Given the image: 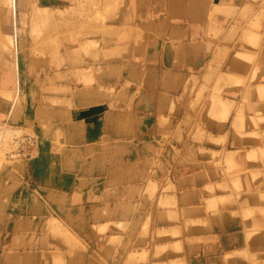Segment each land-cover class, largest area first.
<instances>
[{
	"label": "crops",
	"instance_id": "crops-1",
	"mask_svg": "<svg viewBox=\"0 0 264 264\" xmlns=\"http://www.w3.org/2000/svg\"><path fill=\"white\" fill-rule=\"evenodd\" d=\"M163 1L166 5L198 2L199 15L210 14L213 7L218 14L210 21L207 18H184L174 23L167 21L165 26H156L155 21L147 22L153 26H144V22L119 26L123 31L139 32L136 34L140 37L134 46L130 40L120 44L130 49L128 54L122 52L124 58L118 60L94 61L86 58L78 45H63L59 50L61 64L58 72L47 68L28 72L22 68L19 55L11 57L0 51V92H17L25 96L26 103L19 109L21 113L17 117L29 122H49L65 134L72 132V138L67 142L75 153L72 158L76 163L72 169L50 170L47 181L43 171L27 170L26 184L31 192L43 188L65 196L69 208L90 211L106 205L103 198L92 194L91 187L77 192L76 177L82 175L81 162L87 158L85 149L97 146L99 142L131 138L128 133L116 129L118 126L128 128L123 119H131L136 140L155 138L161 111L163 117L170 119L173 131L178 126L182 132L179 144L173 143L180 153L175 160L171 157L168 160L172 188L161 196L162 200L173 205H156L151 211V228L165 231L168 237L157 243L154 240L152 247L145 245L135 251L149 250L151 255L157 247H169V250L162 257L152 258L150 263L151 256H147L146 262L133 264H169L176 260L191 264H222L225 255L242 251L247 246L264 251V231L249 235L255 224L264 227V215L255 212L247 219L241 217L242 211L264 210V41L260 49L243 45L239 31L229 32L234 31V26H227L230 18L225 19L224 15L242 9L256 10L264 0L257 3L253 0ZM188 8L185 7V14H191V8ZM15 30L14 23L13 26H0V34L8 32L14 38ZM247 31L258 35L257 30ZM214 33L216 37L209 39ZM119 37L116 36L115 40H120ZM207 43L215 48L207 52ZM190 49L194 51L190 53ZM236 51L255 57L254 64L244 61V69L233 68L231 60ZM254 67L258 74L253 81L245 82L242 87L232 85L245 79L247 74L249 77ZM98 68L101 69L99 77L95 76ZM69 73L72 76L66 82H55L54 88H69L73 95L62 97L46 92L49 75ZM86 73L91 80L88 84L82 81ZM224 73L231 75V79L223 81ZM170 78L180 81L165 88L164 80ZM199 90L201 94L196 102ZM116 96L123 99L134 96L131 109H127L123 102L116 103ZM212 97L225 103L226 115L222 110L207 108ZM49 99L67 101L70 107H47L45 103ZM2 111L3 106H0V118L10 123L12 107H8L6 115ZM46 112L52 115L49 121L36 116ZM65 113L67 117L60 118L59 115ZM167 142H171L170 139ZM183 158L186 162L180 166L178 161ZM32 174L34 180H30ZM53 174L57 175L55 181L51 179ZM62 174L75 177L71 185L63 187V177L59 176ZM233 181L237 183L236 187L232 185ZM156 182L159 188L167 186L164 179ZM175 211L178 215L173 219L171 215ZM157 213L167 216L160 220ZM86 220L90 222L87 217ZM186 224L187 227H183ZM177 228H180V235L171 237ZM87 233L91 240H84L88 251L83 264L95 259L97 249V235L89 230ZM117 234L124 236L123 233L110 236ZM177 242H181L183 252L175 254L170 248ZM228 264L239 262L229 259Z\"/></svg>",
	"mask_w": 264,
	"mask_h": 264
},
{
	"label": "rangeland",
	"instance_id": "rangeland-1",
	"mask_svg": "<svg viewBox=\"0 0 264 264\" xmlns=\"http://www.w3.org/2000/svg\"><path fill=\"white\" fill-rule=\"evenodd\" d=\"M259 1L253 0L255 3ZM263 4L261 2L256 10L224 13L225 19L230 18L227 26H234V31L229 32L239 31V40L252 49H260L264 41ZM197 6L198 2L166 5L163 0H0V26H13V23L16 26L15 38L9 36L8 32L0 34V51L11 57L19 55L22 68L32 73L45 68L58 72L61 64L59 50L63 45H78L85 57L94 61L118 60L124 58L121 57L122 52L128 54L127 50L130 49L120 44L130 40L134 46L140 37L137 35L139 32L123 31L119 26H131L135 22L153 26L147 24L153 21L157 22L156 26H165L167 21L174 23L184 18H207L210 21L218 14L213 7L210 14L199 15ZM185 7L191 8V14H185ZM247 29L257 30L258 35ZM116 36H120V40H115ZM215 37L214 33L209 39ZM111 45L113 49L109 48ZM214 48L207 43V52ZM190 50V53L194 51ZM244 61L254 64L255 57L236 51L231 66L244 69ZM100 72L98 68L95 76L99 77ZM257 72L258 69L254 67L249 77L247 74L245 79L235 81L232 85L244 86L245 82L253 81ZM71 76L70 73L49 75L46 92L62 97L73 95L69 88H54L55 82H66ZM88 77L89 73L83 76L84 84L91 81ZM229 79L231 75L224 73L222 80ZM179 81L170 78L164 80L163 85L168 88ZM200 94L199 90L196 102H199ZM133 97L123 99L116 96L114 101L123 102L127 109H131ZM25 103L24 95L0 92V106H3L4 115L8 107H12L10 123L0 118V264H83L88 251L84 240H91L88 230L97 235L95 259L87 260L88 264H133L146 262L147 256H151L150 263L152 258L164 256L169 247H157L151 255L149 250L139 253L135 250L145 245L152 247L154 240L157 243L168 237L165 231L151 228V211L156 205H173L162 200L161 196L172 188L168 178V160L170 157L175 160L180 153L173 146L174 141L176 144L180 142L182 132L179 127L173 131L170 119L163 117L160 111L156 137L140 141L134 136L131 119H123L128 128L118 126L116 129L128 133L131 138L126 141L99 142L97 146L86 148L87 158L81 162L82 175L76 177L79 184L77 192L91 187L94 190L92 194L103 198L106 205L90 211L77 210L66 206L65 196L43 188L31 192L26 184L27 170L43 171L47 181L48 171L72 169L76 161L72 158L75 153L67 143L72 138V132L65 134L49 122H29L17 117ZM45 104L47 107H70L69 102L64 100L49 99ZM207 108L222 110L224 115L228 113L225 103L218 97H212ZM173 110L172 107L171 112ZM36 116L47 121L52 118L47 112ZM59 116L67 117V113ZM169 139L171 142H167ZM185 162L186 158L179 159L178 164L183 166ZM59 176L63 177V187L71 185L75 178L72 174ZM51 177L55 181L57 175ZM34 178L33 174L30 175V180ZM159 179H164L167 186L159 188L156 182ZM232 185L236 187L237 183L233 181ZM101 188H104L103 191ZM255 212L264 215V210H246L242 211L241 217L247 219ZM162 214L157 213L160 220L167 216ZM177 215L175 211L171 216L175 219ZM182 215H185L184 211ZM263 231L262 225L255 224L249 235ZM179 232L180 228H177L171 237L179 236ZM114 233H123L124 236H110ZM170 249L175 254L183 252L181 242L175 243ZM229 259H235L239 264H264V251L247 246L242 251L225 255L221 263L228 264ZM169 264L191 263L176 260Z\"/></svg>",
	"mask_w": 264,
	"mask_h": 264
},
{
	"label": "bare ground",
	"instance_id": "bare-ground-1",
	"mask_svg": "<svg viewBox=\"0 0 264 264\" xmlns=\"http://www.w3.org/2000/svg\"><path fill=\"white\" fill-rule=\"evenodd\" d=\"M168 76H166V78H167ZM37 82V81H36Z\"/></svg>",
	"mask_w": 264,
	"mask_h": 264
},
{
	"label": "built area",
	"instance_id": "built-area-1",
	"mask_svg": "<svg viewBox=\"0 0 264 264\" xmlns=\"http://www.w3.org/2000/svg\"><path fill=\"white\" fill-rule=\"evenodd\" d=\"M16 153H18V152H16Z\"/></svg>",
	"mask_w": 264,
	"mask_h": 264
}]
</instances>
